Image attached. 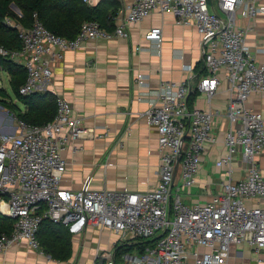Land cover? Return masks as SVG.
Wrapping results in <instances>:
<instances>
[{
  "label": "built area",
  "instance_id": "2783aa9c",
  "mask_svg": "<svg viewBox=\"0 0 264 264\" xmlns=\"http://www.w3.org/2000/svg\"><path fill=\"white\" fill-rule=\"evenodd\" d=\"M237 11L243 19L264 12L257 0H133L113 16V30L87 20L73 39L46 29L35 14L30 28L5 19L20 49L0 48V56L24 67L21 96L50 81L64 52L87 40L128 39L126 26L153 12L170 14L175 25L194 26L203 52L195 85L191 66L184 67L191 79L155 89L149 88L147 76L135 79L139 89L148 91L136 100L149 96L143 114L158 133L160 152L157 184L146 192L93 190L90 179L79 190L60 186L66 166L62 153L82 133V121L66 98H56L54 118L43 125L28 124L0 106L6 115L0 117V215L12 221L10 231L0 234V254L19 242L40 250L38 232L45 220L71 236L88 226L112 232L115 239L100 255L101 264H226L233 245L247 244L256 252L264 248V208L247 205L264 200V177L256 161L264 150V119L245 107L251 94L264 91V62L255 61L246 48L245 30L235 26ZM145 39L159 47L160 29H151ZM222 82L229 94L223 110L200 109L190 101L196 93L209 102ZM221 118L229 126L216 166L230 170L239 157L244 175L222 182L209 201L187 206L183 193L194 186Z\"/></svg>",
  "mask_w": 264,
  "mask_h": 264
},
{
  "label": "crops",
  "instance_id": "0c3cea01",
  "mask_svg": "<svg viewBox=\"0 0 264 264\" xmlns=\"http://www.w3.org/2000/svg\"><path fill=\"white\" fill-rule=\"evenodd\" d=\"M132 1L89 0L85 4L99 8L100 14L107 17ZM257 4L264 11V0H257ZM13 10L21 15L16 7ZM236 14L235 26L245 30L246 48L255 61L264 62V12L247 19L239 11ZM113 28L112 23V28L105 29ZM126 29L128 39L87 40L76 50L64 52L61 61L53 66L50 81L36 91L66 98L73 115L82 121V133L71 139L62 153L66 163L60 179L63 189L79 190L87 179L90 187L98 191L141 193L154 189L159 174L158 133L143 114L149 96L142 95L136 100L137 95L148 91L139 89L135 79L137 75H145L149 88L155 89L161 83L191 79L184 71L185 66H191V84L197 83L203 51L194 26L175 25L170 14L153 12ZM151 29H160L159 47L145 39ZM228 98L226 83L222 82L209 102L201 94H196L192 102L200 109L223 110ZM16 104L24 114V106L17 101ZM245 107L264 119V91L251 94ZM3 116L6 115L0 113ZM228 126V120L221 118L214 129L216 141L206 145L195 184L183 193L187 206L209 201L220 192L222 182L243 177L244 163L239 157L230 170L216 166L225 151L224 134ZM256 161L264 177V150ZM247 205L264 208V200H249ZM39 231L42 239L52 242L51 253L44 252L42 247L30 249L19 242L0 254V264H95L115 239L108 230L88 226L81 234L70 235L63 247V239L59 238L65 235L64 229L45 221ZM226 264H264V248L256 252L247 244L233 245Z\"/></svg>",
  "mask_w": 264,
  "mask_h": 264
},
{
  "label": "trees",
  "instance_id": "16d2710c",
  "mask_svg": "<svg viewBox=\"0 0 264 264\" xmlns=\"http://www.w3.org/2000/svg\"><path fill=\"white\" fill-rule=\"evenodd\" d=\"M13 7H16L21 15H18L13 10ZM116 12L117 10H113L111 15L107 17L102 16L99 8H90L82 0H0V48L7 51L20 49V41L17 38V33L14 29L6 25L5 19L20 24L24 28H30L33 22V15L35 14L46 29L58 36L73 39L78 33L83 21L96 20L102 28H112V18ZM0 70L10 75L9 86L15 97V101L22 104L26 111L22 114L16 103L9 104L7 99H10V97L2 88H0L1 107L14 112L16 117L31 125H43L54 118L56 98L52 94L48 92H34L27 96L19 95V87L25 79V70L21 64L0 56ZM195 95L196 93L190 96V101H193ZM11 226L12 221L0 215V234L9 232ZM64 232L65 235L59 238L60 240L63 239L61 240L63 247L66 246V243L68 244V238L70 236L65 229ZM66 237L68 240L65 239ZM38 240L44 252L51 253L53 251L51 249L53 248L52 242L44 238L42 239L40 231L38 232ZM132 248L133 246H130L127 250L131 251ZM137 249L141 251L143 250V246H139ZM98 263L99 261H96L95 264Z\"/></svg>",
  "mask_w": 264,
  "mask_h": 264
},
{
  "label": "rangeland",
  "instance_id": "374dc122",
  "mask_svg": "<svg viewBox=\"0 0 264 264\" xmlns=\"http://www.w3.org/2000/svg\"><path fill=\"white\" fill-rule=\"evenodd\" d=\"M9 80H10V75L5 71L0 70V88L4 89L6 91V93L8 94V96L10 97V99H7L9 104L10 103H16L15 97H14V95L11 91V88L9 86ZM5 109L8 110L7 108H5ZM10 112L14 114V112H12V111H10ZM2 122H5V121H2ZM0 124L2 125L3 123H0ZM98 264H100V263H98Z\"/></svg>",
  "mask_w": 264,
  "mask_h": 264
},
{
  "label": "flooded vegetation",
  "instance_id": "af4514ba",
  "mask_svg": "<svg viewBox=\"0 0 264 264\" xmlns=\"http://www.w3.org/2000/svg\"><path fill=\"white\" fill-rule=\"evenodd\" d=\"M98 261V260H97Z\"/></svg>",
  "mask_w": 264,
  "mask_h": 264
}]
</instances>
